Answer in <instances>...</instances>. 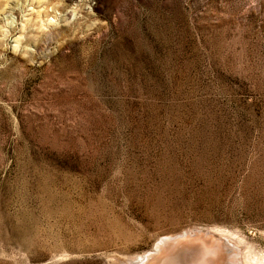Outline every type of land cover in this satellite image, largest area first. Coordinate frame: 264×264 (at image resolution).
<instances>
[{
  "label": "rangeland",
  "instance_id": "1",
  "mask_svg": "<svg viewBox=\"0 0 264 264\" xmlns=\"http://www.w3.org/2000/svg\"><path fill=\"white\" fill-rule=\"evenodd\" d=\"M0 1V264H264V0Z\"/></svg>",
  "mask_w": 264,
  "mask_h": 264
},
{
  "label": "water",
  "instance_id": "2",
  "mask_svg": "<svg viewBox=\"0 0 264 264\" xmlns=\"http://www.w3.org/2000/svg\"><path fill=\"white\" fill-rule=\"evenodd\" d=\"M185 232L172 236L168 245L171 256L185 264H224L230 247L223 238L210 232Z\"/></svg>",
  "mask_w": 264,
  "mask_h": 264
},
{
  "label": "bare ground",
  "instance_id": "3",
  "mask_svg": "<svg viewBox=\"0 0 264 264\" xmlns=\"http://www.w3.org/2000/svg\"><path fill=\"white\" fill-rule=\"evenodd\" d=\"M5 1V4H7L8 3V1L9 0H4ZM3 6V2H1L0 1V10H2L1 9V7ZM170 240H173V237H165V238H163V239H161V240H159L158 242H157V247H156V249H155V251L153 252V253H148V254H143L142 256L140 255V254H137L136 256L138 257V259H141V261H139V264H152V263H150L151 261H149L150 260V258H153V254L155 253L156 254V250H161L162 251V249H164V248H166L165 250H169V248H168V245H170ZM175 243V242H174ZM163 245H166V247H164ZM170 247V246H169ZM166 251V252H167ZM158 253V252H157ZM163 255V254H162ZM157 258V257H156ZM173 258V257H172ZM169 259H171V257L169 258L168 257V260ZM132 262H133V259H132ZM163 262V261H162ZM155 262H153V264H154ZM167 263V262H166ZM171 263V262H170Z\"/></svg>",
  "mask_w": 264,
  "mask_h": 264
}]
</instances>
